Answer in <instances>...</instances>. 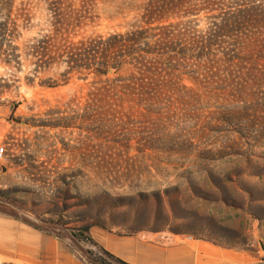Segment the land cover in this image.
I'll return each instance as SVG.
<instances>
[{"label": "rangeland", "instance_id": "obj_1", "mask_svg": "<svg viewBox=\"0 0 264 264\" xmlns=\"http://www.w3.org/2000/svg\"><path fill=\"white\" fill-rule=\"evenodd\" d=\"M146 1L0 0V209L66 241L85 259L99 250L77 245L72 235L99 221L116 235L202 239L264 264V87L251 91L261 103L255 119L217 121L210 114L223 110L219 102L205 105L198 121L184 117L193 108L179 107L170 120L134 124L136 139L152 137L156 150L131 151L97 181L93 159L111 160L121 134L97 131L82 117L93 112L85 99L91 78L72 75L66 83L57 50L53 60L30 55L40 41L73 45L125 32L139 23ZM207 16L164 24L193 21L201 30ZM80 168L84 177L72 181ZM63 175L66 205L58 200Z\"/></svg>", "mask_w": 264, "mask_h": 264}, {"label": "trees", "instance_id": "obj_2", "mask_svg": "<svg viewBox=\"0 0 264 264\" xmlns=\"http://www.w3.org/2000/svg\"><path fill=\"white\" fill-rule=\"evenodd\" d=\"M141 10L139 23L125 32L73 45L40 41L29 48L37 61L53 60L52 54L57 50L56 60L66 65V83L72 75L85 81L91 78L85 99L93 112L82 117L91 118L97 131L121 134V141H115L119 147L110 155L111 160L107 155L93 159L97 181L109 173L111 164L127 161L131 151L141 156L156 150L157 141L152 137L136 139L140 135L133 129L136 123L170 120L178 115L172 109L179 107L185 111L193 108L195 112H186L184 117L198 121L205 105L212 107L219 102L223 110L210 114L217 121L255 119V107L261 105L252 99L251 91L264 87V0H147ZM202 13L210 16L205 18L207 25L201 30L191 24L193 21L164 24ZM79 162H86L83 154L79 155ZM82 177L84 170L80 168L72 181ZM58 180L65 185V189L58 191V200L66 205L69 199L62 196L67 193V176ZM102 191L104 197L114 199L109 192ZM94 226L112 233L104 223L96 221L72 235L77 245L99 250L86 252V261L127 264L90 236H84Z\"/></svg>", "mask_w": 264, "mask_h": 264}, {"label": "crops", "instance_id": "obj_3", "mask_svg": "<svg viewBox=\"0 0 264 264\" xmlns=\"http://www.w3.org/2000/svg\"><path fill=\"white\" fill-rule=\"evenodd\" d=\"M88 236L127 264H263L249 253L202 239L118 236L95 226ZM0 258L24 264H89L66 241L1 209Z\"/></svg>", "mask_w": 264, "mask_h": 264}, {"label": "built area", "instance_id": "obj_4", "mask_svg": "<svg viewBox=\"0 0 264 264\" xmlns=\"http://www.w3.org/2000/svg\"><path fill=\"white\" fill-rule=\"evenodd\" d=\"M3 155H4V148H0V157H2ZM188 238L190 239L191 237H188ZM0 264H24V263L7 262L0 258Z\"/></svg>", "mask_w": 264, "mask_h": 264}]
</instances>
